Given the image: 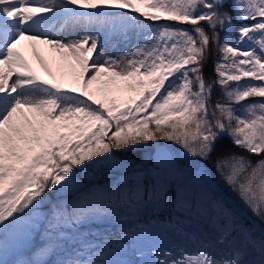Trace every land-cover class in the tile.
<instances>
[{
  "label": "snow or ice",
  "instance_id": "6c2138e0",
  "mask_svg": "<svg viewBox=\"0 0 264 264\" xmlns=\"http://www.w3.org/2000/svg\"><path fill=\"white\" fill-rule=\"evenodd\" d=\"M229 5L241 27L234 42L221 43L217 29L234 27ZM141 18L192 28H152ZM247 20L253 23H242ZM130 32L143 40L130 53L101 51ZM55 33L63 38H52ZM245 41L256 47L243 48ZM213 45L216 79L208 82L203 68ZM69 76L73 86L65 88ZM214 85L223 89V102L212 106ZM234 105L243 107L242 115ZM225 133L236 147L264 156V0H0V233L23 226L25 243L33 233L43 237L33 256L0 264H52L50 257L69 244L72 254L57 264H139L112 257L156 229L163 243L143 264H264V230L257 234L220 197L212 198L210 214L204 191L177 183L180 170L167 153L160 154L157 170L133 169L116 190L83 193L43 221L34 215L46 192L73 188L78 166L112 163L114 151L161 139L207 160ZM216 167L253 214L264 215V158L253 167L231 155ZM150 205L171 206L174 214L143 226L132 221L137 227L101 244L79 231L90 220L121 219L122 207Z\"/></svg>",
  "mask_w": 264,
  "mask_h": 264
},
{
  "label": "trees",
  "instance_id": "16d2710c",
  "mask_svg": "<svg viewBox=\"0 0 264 264\" xmlns=\"http://www.w3.org/2000/svg\"><path fill=\"white\" fill-rule=\"evenodd\" d=\"M230 14H233V25L234 27L228 32L217 29L220 35V42L223 43L225 39L229 42H234L238 38V32L241 27V22L237 21L233 9L231 5L228 6ZM142 23L149 24L150 26L158 27L160 24H170L177 25L182 28L191 29L192 25L190 24H180L178 22H170L166 20H161L158 22H152L141 18ZM244 24H252L253 21L247 20L243 21ZM203 26L207 29V25L202 22ZM218 52L216 51V45L212 46V54L209 59L204 64L203 74L204 78L208 82H212L216 79V75L214 72L215 62L218 59ZM251 78H245L248 80ZM244 81H241L243 83ZM217 101L223 102V89L219 85H214L211 96V104L215 105ZM252 101H246L245 103H250ZM237 114H243V107L241 105H234ZM114 130V129H113ZM111 135V132H109ZM156 143H167L173 150H177L179 148H183L180 144L175 141L168 140H157V141H147L144 142L142 146H136L132 150H125L120 152H113L114 161L112 163H104L102 158L96 157L94 159L101 160V163L96 164L94 167H89L87 169L81 170L83 166H78L74 168V172L76 173L75 184L73 188L68 189L63 192H57L55 190L48 191L45 193L43 198V202L39 205L40 209H46L50 212V207H55L59 205H71V203L80 195L86 192H95L98 189H112L116 190L123 186L127 180L120 182L119 177L122 176L126 169L134 168L135 166L142 164L143 161H148V155L152 150V147ZM188 153V152H187ZM189 154V153H188ZM190 155V154H189ZM231 155L243 156L248 160L252 161L253 167H255L256 161L264 158V156H255L250 155L245 150L236 147L232 138L227 134H223L218 138L216 149L211 154L210 158L207 160H203V164L209 170L208 177L211 181L210 185L214 187H219L222 191L233 201H235L241 208L245 214L244 222L247 225H254L259 230H264V215L256 216L253 214L251 209L240 199L239 191H234L231 186L226 182L225 176L221 173L220 170L216 167V162L218 159L227 158ZM117 162H119L120 166H117ZM91 163V162H86ZM150 164V162H147ZM225 172L227 169L224 170ZM251 171V169H249ZM247 176V173L241 177L243 180ZM177 183L183 184V181L178 177ZM79 188L75 190V187ZM191 191L200 192L204 191L208 200L205 201V206H208L211 203V196L209 195L212 192L211 188H207L205 185L198 186L193 184H186ZM210 196V197H209ZM52 211V210H51ZM174 214V208L169 207H153L148 206L147 208H142L140 213L137 215V218L144 220L145 218H150L154 221H162L167 222L170 215ZM136 218V219H137ZM129 226H131V222H124L120 224L115 218H112L108 221H92L88 223H84L80 226V229H83L85 235L84 237L87 240L91 241L92 244H101L103 241L108 240H116L121 233L126 230ZM128 259L136 260L139 262V257L136 250L132 247L127 246L126 252L123 253ZM52 264H57L55 258H51Z\"/></svg>",
  "mask_w": 264,
  "mask_h": 264
},
{
  "label": "rangeland",
  "instance_id": "374dc122",
  "mask_svg": "<svg viewBox=\"0 0 264 264\" xmlns=\"http://www.w3.org/2000/svg\"><path fill=\"white\" fill-rule=\"evenodd\" d=\"M114 11H120L123 12L126 15H133V13L130 12V10L127 9H117ZM173 27H179L177 25H172ZM152 28H155V26H151ZM140 33H132L130 32L128 37L125 39L122 38H114L111 40V42L106 45L104 48L101 49L102 52H106L107 55L111 56H117L120 54H127L132 51V49L138 44L143 43V40L140 38ZM56 38H63L60 33L57 34ZM103 37H101V40L103 41ZM243 48H252L256 47V45L251 41H245L242 44ZM45 56L52 57V53H48L47 49L44 50ZM28 58L30 62L33 64V66H36L37 62L33 56L30 54L28 55ZM48 58V57H47ZM102 62V61H101ZM67 71V70H65ZM170 78V79H174ZM62 83L64 84L65 88L73 86V82L71 80V77H66ZM126 95H134V94H126ZM117 103L122 104L123 99L121 97H117ZM131 118V117H130ZM172 152V158L174 163L176 164L177 168L180 170L179 178L183 181V183L186 184H193L202 186L205 185L207 188H211L212 185H210L211 181L208 177L209 170L205 167L203 164V160L200 157H193L187 153V150L184 148H179L177 150H173L171 148ZM150 155V154H149ZM148 155V161L150 162V156ZM148 161H143L142 164H139L135 166L134 168H128L125 170L124 174L120 176L118 179L120 182H123L130 178L131 172L133 169H139L141 170L142 174L149 171V170H157V168L151 164H148ZM212 184V183H211ZM79 187L76 186L75 190H77ZM212 189L217 190L215 187ZM217 192V191H216ZM217 196L213 197H220L223 198V201L225 205L229 208H235L240 210V215L242 216L243 220L245 218V214L242 211V208L233 203L231 200H229L225 195H223L221 192H217ZM215 193H212L211 195H214ZM209 209L210 214H214L213 210L211 208V203L209 206H207ZM140 210H130L126 207H122L119 209L121 213V219H117L120 224L124 222H131L132 221H138L139 225H147L150 222H155L151 220L150 218H145L144 220H141L140 218H137V215L140 213ZM34 215L39 217L41 221L44 220V218L49 217L46 215V213L39 211L37 208L35 210ZM51 216V215H50ZM137 218V219H136ZM112 219V218H111ZM111 219H97L95 221H108ZM93 221V220H90ZM88 221V222H90ZM87 223V222H86ZM254 228L257 234H259L262 230H259L254 225H249ZM131 227H137V224L131 225ZM42 232V229L40 230ZM80 233L84 237L85 233L83 229H79ZM23 232L24 228L23 226H20L15 231L9 230L7 233H0V244H2V248H0V259H3L5 261H14L16 259H27L31 256H33L36 252V250L40 247L43 237L40 234L33 233L32 234V241L30 243H25L23 240ZM90 241V240H89ZM91 242V241H90ZM163 243V236L160 234L159 230H152L149 233L142 236L140 239L134 242H128L127 246L132 247L136 250L138 257H139V264H143L145 261H150L153 259V257L150 254V249L154 245L162 244ZM222 247V246H221ZM72 245H63L62 250L58 252L55 256L57 261L65 258L66 256H69L72 254ZM219 250V249H218ZM139 253H143V255H140ZM113 259H128L125 255H117L115 257H112Z\"/></svg>",
  "mask_w": 264,
  "mask_h": 264
},
{
  "label": "water",
  "instance_id": "95a60500",
  "mask_svg": "<svg viewBox=\"0 0 264 264\" xmlns=\"http://www.w3.org/2000/svg\"><path fill=\"white\" fill-rule=\"evenodd\" d=\"M161 153H167L171 156L169 147L166 144L164 143L155 144L151 151L150 158L152 163L156 166L159 164V157Z\"/></svg>",
  "mask_w": 264,
  "mask_h": 264
},
{
  "label": "bare ground",
  "instance_id": "6f19581e",
  "mask_svg": "<svg viewBox=\"0 0 264 264\" xmlns=\"http://www.w3.org/2000/svg\"><path fill=\"white\" fill-rule=\"evenodd\" d=\"M57 34L58 33H55V34H51L52 35V38H56L57 37ZM48 53H50L48 50H47ZM46 57V56H45ZM48 57V58H47ZM46 58L49 60V64L50 66L52 67L53 71H57V63L52 59V57L50 56H47ZM36 68V70L38 71V73L47 78V75L46 73L43 71L42 68H40V66L38 65V63L36 64V66H34ZM14 79V78H13Z\"/></svg>",
  "mask_w": 264,
  "mask_h": 264
}]
</instances>
